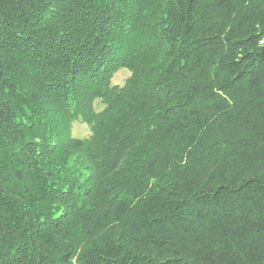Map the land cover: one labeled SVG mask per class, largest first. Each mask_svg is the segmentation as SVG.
<instances>
[{"label":"trees","instance_id":"16d2710c","mask_svg":"<svg viewBox=\"0 0 264 264\" xmlns=\"http://www.w3.org/2000/svg\"><path fill=\"white\" fill-rule=\"evenodd\" d=\"M0 264H264V0H0Z\"/></svg>","mask_w":264,"mask_h":264},{"label":"rangeland","instance_id":"374dc122","mask_svg":"<svg viewBox=\"0 0 264 264\" xmlns=\"http://www.w3.org/2000/svg\"><path fill=\"white\" fill-rule=\"evenodd\" d=\"M131 76V72L129 69L120 68L114 74L113 84L116 86H124L126 80ZM104 106H99L98 110H102ZM90 134V129L86 123L81 120H76L73 123V127L71 130V136L73 138L83 139L88 137Z\"/></svg>","mask_w":264,"mask_h":264}]
</instances>
